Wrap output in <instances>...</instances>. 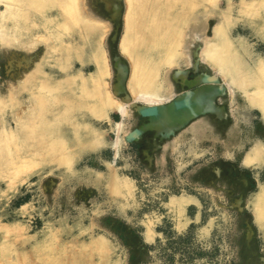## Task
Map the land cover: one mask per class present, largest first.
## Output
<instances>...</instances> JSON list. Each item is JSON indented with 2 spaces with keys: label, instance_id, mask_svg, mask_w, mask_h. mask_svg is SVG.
<instances>
[{
  "label": "rangeland",
  "instance_id": "374dc122",
  "mask_svg": "<svg viewBox=\"0 0 264 264\" xmlns=\"http://www.w3.org/2000/svg\"><path fill=\"white\" fill-rule=\"evenodd\" d=\"M0 264H264V0H0Z\"/></svg>",
  "mask_w": 264,
  "mask_h": 264
},
{
  "label": "bare ground",
  "instance_id": "6f19581e",
  "mask_svg": "<svg viewBox=\"0 0 264 264\" xmlns=\"http://www.w3.org/2000/svg\"><path fill=\"white\" fill-rule=\"evenodd\" d=\"M176 75H177V74H176ZM180 75H181V74H180ZM181 77H182V76H181ZM186 77H187V76H186ZM207 77H208V76H207ZM198 78H199V76L197 77V79H198ZM208 78H209L210 80L207 79V81H212V79H211L210 77H208ZM194 79H196V78H194ZM182 80H183L184 83H187L188 86H192V84H193V85L196 86V88L198 87L197 84L200 85V84L202 83V82H201V83H199V82H198V83L195 82L196 84H194V83H192L193 80L187 79V78H185V77H183ZM215 80H216V79H215V77H214L213 81H215ZM207 81H206V83H207ZM213 81H212V82H213ZM203 83H204V82H203ZM208 83H209V82H208ZM213 83H214V82H213ZM204 84H205V83H204ZM209 84H210V83H209ZM212 85H215V84H212ZM212 85H211V86H212ZM209 86H210V85H207V87H206V84H205L204 86L202 85V87H200V88L198 87L199 89H197V90H192V89L189 90L186 94H183V95H185V96L182 95V97H184V98H186V99L190 98V99L194 102V104L197 105V108H196L197 110L193 109L194 107H192V106H193L194 104H193L192 106H190V107H192L193 110H192V109H191V111H188V110H187L188 113L186 112V109H185V111H184L183 108H180V109H177V110H176L175 107H174V104H173L175 101H173V102L168 103V104L166 103V104L163 105V106L160 105L161 108H159V109H160L159 112H160V114H162V116H159V114H158V116H157V115H154V116L159 117V118L162 117L163 120H164L167 116H169L166 120H164V122L167 123L168 121H170V120L172 121V120H173V121L175 122V127L172 128V129H175V128L178 129V127H181L182 125H184V124L187 122L186 118H187L189 115H190V117H191V119H190L189 117L187 118V119H190L189 121H191V120L195 119L196 117L200 116V115L197 116V115H196V112H198L199 110H200V111L203 110V109H201V108H202L201 105H204V106L207 107V108L209 107V105H213V102L211 103L212 99L209 100V96H207L206 94L209 93V95H210V92H209V91H211V90H208V89H211V88L214 87V86H212V87H211V86L209 87ZM208 87H209V88H208ZM215 87H217V86H215ZM215 87H214V88H215ZM207 88H208V89H207ZM205 89H206V90H205ZM212 90H213V89H212ZM217 90H218V88H217ZM213 91H215V92H214V93H215L214 96H215V99H216V97L219 96L221 93H218V92H217V93H218V94H217V93H216V88H215V90H213ZM222 91H223V88H222ZM207 92H208V93H207ZM211 92H212V91H211ZM180 96H181V95H180ZM180 96H178L179 98H178L176 101H178V100H180V99L182 98V97L180 98ZM187 97H188V98H187ZM211 98H212V97H211ZM190 99H189V100H190ZM215 99H213V101H214ZM200 104H201V105H200ZM189 105H190V104H189ZM195 105H194V106H195ZM156 107H157V106H156ZM188 107H189V106H188ZM188 107H187V108H188ZM214 107H215V106H214ZM184 108H185V107H184ZM141 109H143V108H141ZM141 109H140V110H141ZM209 109H210V108H209ZM212 109H213V108H212ZM218 109H219V108H218ZM140 110H138V111H140ZM180 110H182L183 112H181ZM189 110H190V109H189ZM177 111H178V112H177ZM179 111H180V112H179ZM193 111H194V112H193ZM216 111H217V110H216ZM184 112H186V113H184ZM192 112H193V113H192ZM178 113H179V114H178ZM180 113H184V114H183V115H180ZM194 113H195V116L193 115ZM170 114H171L172 116H171ZM206 114H207V113H206ZM209 114H211V113H209ZM192 115H193L194 118L192 117ZM201 115H204V114H201ZM154 116H153V117H154ZM163 116H165V117L163 118ZM220 116H221V115H220ZM153 117H152V118H153ZM156 117H154L155 119L153 118L152 121H153V120L156 121ZM147 119H148V118H147ZM150 119H151V117H150ZM150 119H149V120H150ZM157 119H158V118H157ZM162 119H161V121H162ZM158 120H159V119H158ZM158 120H157V121H158ZM171 121H170V122H171ZM159 122H160V121H159ZM164 122L162 121V123H164ZM150 123H152L151 120H150L149 124H150ZM149 124H148V125H149ZM158 124H159V123H158ZM167 124L170 125L169 122H168ZM168 125H165V126H166V131H167V127H168ZM171 125H172V124H171ZM153 126H154V125L152 124V127H153ZM157 126H158V125H157ZM161 126H162V125H161ZM161 126L159 125L158 128L161 127ZM165 126H162V127H164L163 130H165ZM152 127L150 128V127H147V126H146V128L144 127L143 131L146 130L147 128H150V129L154 130V128H152ZM154 127H155V126H154ZM169 127H170V126H169ZM158 128L155 127V130H156V131H159V130L161 129V128H160V129L158 130ZM170 129H171V128H170ZM176 129H175V130H176ZM155 130H154V131H155ZM168 130H169V129H168ZM139 131H140V129H139ZM143 131H142V132H143ZM156 131H155L156 135H158V136L160 135L161 137H168L169 134H170L168 131L166 132V133H168L167 135L162 134V132H161V133H157ZM169 131H171V130H169ZM173 131H174V130H173ZM173 131H172V132H173ZM140 132H141V131H140ZM142 132H141V133H142ZM164 132H165V131H164ZM172 132H171V133H172Z\"/></svg>",
  "mask_w": 264,
  "mask_h": 264
},
{
  "label": "water",
  "instance_id": "95a60500",
  "mask_svg": "<svg viewBox=\"0 0 264 264\" xmlns=\"http://www.w3.org/2000/svg\"><path fill=\"white\" fill-rule=\"evenodd\" d=\"M173 104H174L175 109H180V108L188 107L189 104H190V101H189V99L185 98V99H181V100L175 101ZM141 108H143V109H141L138 112H139V114L142 117L148 118L150 116L157 115V113H158V108L156 106L141 107ZM189 122L190 121H187L184 125H182L178 129L174 130L172 133L169 134V136L173 135L176 131H178V130L182 129L183 127H185ZM148 129H150V128H148ZM142 133L139 131V129H134L130 133L127 134L126 140L128 142L135 141L142 135ZM162 138H164V137H162Z\"/></svg>",
  "mask_w": 264,
  "mask_h": 264
}]
</instances>
